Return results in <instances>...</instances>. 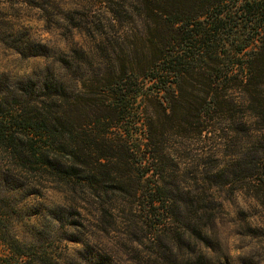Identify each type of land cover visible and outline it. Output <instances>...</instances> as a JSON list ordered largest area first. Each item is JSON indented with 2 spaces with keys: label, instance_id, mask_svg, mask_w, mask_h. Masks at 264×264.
<instances>
[{
  "label": "trees",
  "instance_id": "trees-1",
  "mask_svg": "<svg viewBox=\"0 0 264 264\" xmlns=\"http://www.w3.org/2000/svg\"><path fill=\"white\" fill-rule=\"evenodd\" d=\"M126 12L138 20L132 35L116 38L126 49L111 44L115 37L100 22L96 44L106 57L69 63L64 68L76 79L0 76V154L50 177L62 193L81 194V202L90 196L97 221L131 198L151 234L172 237L171 263L193 264L206 258L211 235L202 224L207 196L218 199L211 188L192 189L184 170L230 194L264 198V0H136ZM75 26L90 31L93 23ZM79 51L93 59L99 53ZM35 56L43 55L25 54ZM208 135H217L214 168L179 163L173 138ZM15 244L25 264H34ZM180 250L182 257L174 254Z\"/></svg>",
  "mask_w": 264,
  "mask_h": 264
},
{
  "label": "rangeland",
  "instance_id": "rangeland-1",
  "mask_svg": "<svg viewBox=\"0 0 264 264\" xmlns=\"http://www.w3.org/2000/svg\"><path fill=\"white\" fill-rule=\"evenodd\" d=\"M135 2L0 0V76L12 82L31 78L41 83L54 75L66 81L71 76L76 79L80 74L64 68L69 63L101 62L106 57L104 46L96 44L95 29L101 33L100 22L108 26L109 36L115 37L111 44L117 50L126 49L122 40L116 38L123 32L132 35L135 31L138 20L126 12ZM110 18L115 21L109 22ZM82 20L93 23L90 31L75 26ZM94 48L99 49L96 59L79 51L92 53ZM31 49L43 56L25 57ZM140 133L143 139L144 133ZM216 136L192 141L173 138L170 146L179 163L212 169L218 164L211 156ZM184 172L191 174L192 189L211 188L218 199L212 203V197L207 196L208 211L202 224L211 230V235L204 243L206 258L200 256L192 263L264 264L263 196L258 200L245 190L230 194L214 183H204L203 176L193 174L192 169ZM78 199L81 194L73 198L60 192L50 177L28 174L20 166L10 164L8 155L1 153L0 264H25L26 260L13 250L16 242L33 257L34 264H172L168 252L172 237L162 233L157 238L154 232L151 234L150 219L131 198H122L116 203L118 206L113 205L116 209L102 221L96 220L97 211L90 196L84 202ZM170 229L178 231V226ZM181 252L174 254L182 257L185 252Z\"/></svg>",
  "mask_w": 264,
  "mask_h": 264
}]
</instances>
